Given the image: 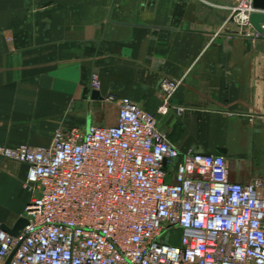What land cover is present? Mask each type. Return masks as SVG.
Returning <instances> with one entry per match:
<instances>
[{
  "label": "crops",
  "instance_id": "obj_1",
  "mask_svg": "<svg viewBox=\"0 0 264 264\" xmlns=\"http://www.w3.org/2000/svg\"><path fill=\"white\" fill-rule=\"evenodd\" d=\"M230 3L0 0V146L48 148L59 129L115 125L119 108L104 98L116 95L156 114L182 152L225 155L232 181L261 175L264 36L227 24ZM166 80L179 86L160 114ZM27 176L0 156L3 226L26 217Z\"/></svg>",
  "mask_w": 264,
  "mask_h": 264
},
{
  "label": "built area",
  "instance_id": "obj_2",
  "mask_svg": "<svg viewBox=\"0 0 264 264\" xmlns=\"http://www.w3.org/2000/svg\"><path fill=\"white\" fill-rule=\"evenodd\" d=\"M254 11L242 0L227 24L250 35ZM178 86L164 82L158 113ZM104 100L119 108L115 125L59 129L48 148L0 146L27 165L31 192L20 235L0 222V264H264V169L232 181L225 155L182 152L156 114L128 97ZM172 230L177 245L165 240Z\"/></svg>",
  "mask_w": 264,
  "mask_h": 264
},
{
  "label": "water",
  "instance_id": "obj_3",
  "mask_svg": "<svg viewBox=\"0 0 264 264\" xmlns=\"http://www.w3.org/2000/svg\"><path fill=\"white\" fill-rule=\"evenodd\" d=\"M255 11L250 15V23L260 35L264 36V0H253ZM93 98H101L98 90L93 92ZM28 224V218L22 217L13 228L3 226L6 231L13 235H20L22 229ZM11 258L6 264H10Z\"/></svg>",
  "mask_w": 264,
  "mask_h": 264
},
{
  "label": "rangeland",
  "instance_id": "obj_4",
  "mask_svg": "<svg viewBox=\"0 0 264 264\" xmlns=\"http://www.w3.org/2000/svg\"><path fill=\"white\" fill-rule=\"evenodd\" d=\"M242 0H231V3L230 5H228L230 11H231V8L235 7L237 4H239ZM227 23V21H226ZM231 24L235 25V26H238L236 25L235 23L231 22ZM239 27V26H238ZM165 240L167 243L169 244H179L180 243V238H179V233L176 231V230H172V231H169L166 236H165Z\"/></svg>",
  "mask_w": 264,
  "mask_h": 264
},
{
  "label": "bare ground",
  "instance_id": "obj_5",
  "mask_svg": "<svg viewBox=\"0 0 264 264\" xmlns=\"http://www.w3.org/2000/svg\"><path fill=\"white\" fill-rule=\"evenodd\" d=\"M245 4H243V6H244Z\"/></svg>",
  "mask_w": 264,
  "mask_h": 264
}]
</instances>
